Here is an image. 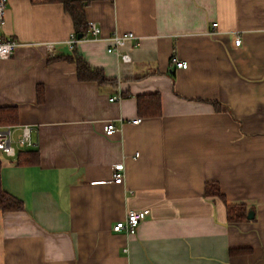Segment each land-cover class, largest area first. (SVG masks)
Masks as SVG:
<instances>
[{"label":"crops","instance_id":"crops-1","mask_svg":"<svg viewBox=\"0 0 264 264\" xmlns=\"http://www.w3.org/2000/svg\"><path fill=\"white\" fill-rule=\"evenodd\" d=\"M81 1L102 37L75 50L113 84L81 81L65 58L63 2L8 1L0 35L22 44L0 59V107L36 146L1 159L2 188L25 207L0 210V264H264V0ZM117 31L137 35L130 62L108 50ZM150 93L161 114L144 117ZM136 209L149 215L135 234L112 229Z\"/></svg>","mask_w":264,"mask_h":264},{"label":"built area","instance_id":"built-area-1","mask_svg":"<svg viewBox=\"0 0 264 264\" xmlns=\"http://www.w3.org/2000/svg\"><path fill=\"white\" fill-rule=\"evenodd\" d=\"M9 0H0V27L6 22V12L8 8ZM215 27L216 23L213 24ZM87 32L83 34V37L80 38L77 33L74 31L67 43L70 45L71 49H74L79 41L85 37H90L93 39H101L102 28L94 22L90 21L87 25ZM137 38V35L131 32H114L110 35L107 40L110 43L108 50L118 54L119 57L125 62H130L132 57L123 50V48L132 40ZM242 39L239 36L235 37V44L240 45ZM21 42L18 39L12 37H4L0 35V59H7L12 57L17 48L21 46ZM50 50L53 49L54 44H46ZM177 67L186 68L187 63L183 61H176ZM120 97V96H119ZM118 97V98H119ZM117 97H112L111 100L118 99ZM142 121L141 117H135L131 122L140 123ZM105 132L108 135H112L115 131L118 130L113 121H109L104 126ZM35 141L33 140V131L32 127L27 124H0V162L1 159L7 158L9 161L17 162L18 155L20 152L33 149L35 147ZM125 167L124 164L116 165L113 168V182L120 184L125 177ZM149 209H136L129 210L126 214V217L120 221H117L112 229L116 232L126 231L129 234H135L137 232V226L142 220L147 218L149 215Z\"/></svg>","mask_w":264,"mask_h":264},{"label":"trees","instance_id":"trees-1","mask_svg":"<svg viewBox=\"0 0 264 264\" xmlns=\"http://www.w3.org/2000/svg\"><path fill=\"white\" fill-rule=\"evenodd\" d=\"M61 1L64 3L66 10L72 15L75 32L85 34L87 32V17L85 15V2L81 0H51ZM67 60L77 63L78 78L81 81L94 80L103 86L104 84H113L114 80L106 76L105 71L101 68L93 67L87 62L82 55L75 50L71 55L65 56ZM138 113L142 116H158L161 114V98L157 93L140 95ZM18 122L17 108L15 106L0 107V124H16ZM33 161V160H32ZM31 162V161H30ZM1 162H0V210L7 212L10 210L20 211L24 209L25 203L10 192L2 188L1 184ZM207 193L222 196L217 184L208 185ZM245 209L242 206L237 208L232 205H227L228 218L231 221H237L246 217Z\"/></svg>","mask_w":264,"mask_h":264},{"label":"water","instance_id":"water-1","mask_svg":"<svg viewBox=\"0 0 264 264\" xmlns=\"http://www.w3.org/2000/svg\"><path fill=\"white\" fill-rule=\"evenodd\" d=\"M78 36H79L80 38H82V37H83V34L80 33V34H78ZM253 215H254V211L251 210V212H249V214H248V218H252Z\"/></svg>","mask_w":264,"mask_h":264}]
</instances>
